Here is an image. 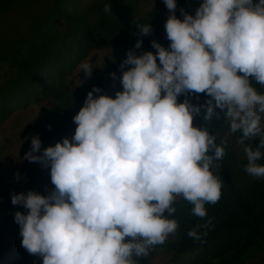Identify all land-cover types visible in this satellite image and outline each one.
Segmentation results:
<instances>
[{"label":"clouds","instance_id":"9594fccd","mask_svg":"<svg viewBox=\"0 0 264 264\" xmlns=\"http://www.w3.org/2000/svg\"><path fill=\"white\" fill-rule=\"evenodd\" d=\"M163 3L168 48L153 40L155 54L137 55L138 39L120 64L122 91L94 97L101 89L93 87L73 117L71 139L41 151L39 135L31 137L24 159L50 169L54 187L47 195L13 194L11 204L27 210L14 216L21 246L42 264H138L176 234L169 217L177 198L204 219L205 205L221 198L213 169L226 141L218 145L207 127L194 126L201 108L205 121L224 113L227 134H240L244 172L264 178V93L253 86L264 87V0H202L194 15L180 9L182 20L176 0ZM104 11L111 13L108 3ZM135 27L140 36L152 33L150 24ZM77 67L92 75L89 60ZM199 94L208 97L203 105L187 99ZM257 137V147L246 143ZM210 225L197 224L188 236L200 240L207 233L199 229Z\"/></svg>","mask_w":264,"mask_h":264},{"label":"trees","instance_id":"16d2710c","mask_svg":"<svg viewBox=\"0 0 264 264\" xmlns=\"http://www.w3.org/2000/svg\"><path fill=\"white\" fill-rule=\"evenodd\" d=\"M27 1L0 0V17ZM176 2L175 15L182 20L180 9L187 13L189 4L199 6L202 0ZM106 3L110 5L111 13L104 11ZM146 7L148 8L145 9ZM96 8L99 12L96 18L86 15ZM169 14L163 0H95V7L84 12L53 2L44 19L48 21L51 17L60 18L64 21L63 28L52 25L46 31L40 32L37 29L38 24L33 25L30 34L38 37L39 42L34 43L32 53L26 57L5 53L4 59L9 61L17 73L13 83H19L22 87L28 83L31 85L43 77L49 65L50 55L57 53L65 38L78 30L85 34L86 43H103L107 48L116 50L112 57L101 62L97 71L86 82L74 89L68 88L65 80L57 85L52 80L50 88L53 89L48 91L50 104L43 106L40 113L23 127L24 132L39 135L42 142L41 151L74 133L76 125L73 123V117L83 107L87 93L93 87H98L101 92L93 93L94 97L107 94L114 80L110 74L115 73L118 77L122 73L120 64L126 58V52L134 48L138 39L142 40V47L137 50V55L143 52L155 54V49L150 43L153 40L162 47L164 42H169L164 27ZM136 24H150L151 35L140 36ZM1 54L3 52H0ZM26 86L28 85L23 88ZM254 87L258 92L264 93V88L259 84L254 83ZM185 98L183 95L178 97V102H183ZM195 98L187 97L191 103ZM7 100L9 99L0 98V116ZM204 115L205 113L201 115L195 126L207 127L210 134L216 135L218 145L221 140L226 141L225 156L219 161V167L213 169L214 174L219 175L223 181L221 198L215 205H205L207 216L204 219L192 213L191 204L177 198V212L173 217H169L177 220V232L171 240H166L164 244L156 247L169 253L173 262H179L186 255L194 254L192 264H264V178H253L244 172L247 160L243 149H240L236 142L240 134L228 135V126L221 127L219 115V118L214 116L210 121H205ZM246 143L255 148L259 144V137ZM261 151L264 152V149ZM258 163L264 164V159ZM27 192L6 174L0 161V264L7 257L18 256L24 250L21 246L20 229L14 216L16 212L27 214V210L20 205H12L11 197L13 194ZM208 219H211V225L199 229L200 232H206V235L200 240L188 236V232L197 224L204 225ZM138 264L151 262L147 258H141Z\"/></svg>","mask_w":264,"mask_h":264},{"label":"rangeland","instance_id":"374dc122","mask_svg":"<svg viewBox=\"0 0 264 264\" xmlns=\"http://www.w3.org/2000/svg\"><path fill=\"white\" fill-rule=\"evenodd\" d=\"M53 2L68 9H78L81 12L95 7V0H28L0 17V52H3L0 55V98L9 99L5 101L6 107L0 116V161L3 163L6 174L19 186L41 195H47L46 189L50 191L54 187L50 182V169L42 168L40 164L30 163L24 159L25 153L30 149L31 137L34 136L24 132V125L37 116L43 106L50 104L48 91L51 92L53 89L50 88L52 80L56 85L65 80L68 88L74 89L86 82L97 71L104 59L116 53L115 49H109L103 43L93 45L86 43L85 34L78 30L65 38L64 44L57 53L50 55L49 65L43 77L31 85L28 83L22 87L19 83H13L17 73L9 61L4 59L5 53L15 54L17 57L29 56L34 43L39 42L38 37L30 34L33 25L38 24L37 29L40 32L46 31L52 25H56L59 29L64 26V21L60 18L51 17L48 21L44 19ZM198 7L194 3L189 4L187 14L194 15ZM98 14L96 8L86 15L96 18ZM169 44L170 42H164L163 47L167 49ZM82 60H89L92 64L93 71L90 77H86L82 71L78 70L77 65ZM121 75L122 73L112 81L107 90V96L115 98V93L122 91L119 82ZM25 85L28 86L23 88ZM206 99L208 97L204 94H199L198 101L195 98L192 104L203 105ZM216 111L220 116L221 127H227L228 123L224 118V113L220 110ZM203 113L204 109L201 108L200 115L194 118V126ZM262 124H264V119H262ZM73 134L64 138L71 139ZM238 147L243 149L241 145ZM172 238L173 235H170L167 240ZM194 256V254L186 255L181 261L173 262L169 253L155 247L147 259L151 264H192ZM36 262L42 264V259L29 254L24 249L18 256L7 257L2 264H35Z\"/></svg>","mask_w":264,"mask_h":264}]
</instances>
